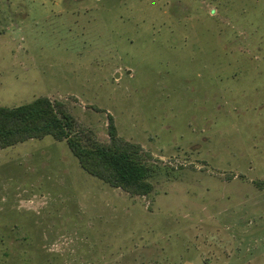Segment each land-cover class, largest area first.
I'll list each match as a JSON object with an SVG mask.
<instances>
[{"label":"rangeland","instance_id":"1","mask_svg":"<svg viewBox=\"0 0 264 264\" xmlns=\"http://www.w3.org/2000/svg\"><path fill=\"white\" fill-rule=\"evenodd\" d=\"M41 96L104 143L112 116L154 190L3 149L0 264H264V0H0V106Z\"/></svg>","mask_w":264,"mask_h":264},{"label":"trees","instance_id":"2","mask_svg":"<svg viewBox=\"0 0 264 264\" xmlns=\"http://www.w3.org/2000/svg\"><path fill=\"white\" fill-rule=\"evenodd\" d=\"M108 119L110 140L104 143L80 126L64 103L47 96L15 108L0 106V151L51 136L66 141L82 169L103 183L131 196L150 195L154 190L150 153L121 138L114 118Z\"/></svg>","mask_w":264,"mask_h":264},{"label":"water","instance_id":"3","mask_svg":"<svg viewBox=\"0 0 264 264\" xmlns=\"http://www.w3.org/2000/svg\"><path fill=\"white\" fill-rule=\"evenodd\" d=\"M116 77H119V74H117V76Z\"/></svg>","mask_w":264,"mask_h":264}]
</instances>
